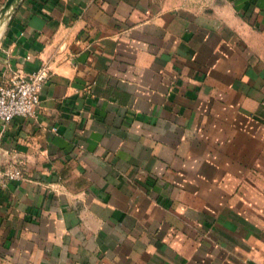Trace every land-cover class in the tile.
Here are the masks:
<instances>
[{
  "label": "crops",
  "instance_id": "1",
  "mask_svg": "<svg viewBox=\"0 0 264 264\" xmlns=\"http://www.w3.org/2000/svg\"><path fill=\"white\" fill-rule=\"evenodd\" d=\"M42 63L36 116L0 123V264H264L187 198L260 162L264 0H19L0 80Z\"/></svg>",
  "mask_w": 264,
  "mask_h": 264
},
{
  "label": "rangeland",
  "instance_id": "2",
  "mask_svg": "<svg viewBox=\"0 0 264 264\" xmlns=\"http://www.w3.org/2000/svg\"><path fill=\"white\" fill-rule=\"evenodd\" d=\"M260 139H263L260 135L255 136L256 142ZM258 156L260 162L252 165V179L247 181H236L238 184L235 188V195L228 196L226 194H220V196H217L213 194L215 189L209 188L206 189L209 194L204 197H196L194 195L187 197L189 203H198V205L203 208V212H201L202 223H238L237 225H239V227L236 228L238 236H240L241 239L246 237L250 241L248 246H251L253 252L259 250L260 239L264 238V142L262 147H260ZM214 182L217 184L219 183L218 180ZM182 183L186 185L188 189H194L196 184L210 187L211 181L204 180L202 182L201 180H195L191 177L187 178V180H182ZM221 183L224 186L228 185L231 187L233 185L232 181H220V185ZM223 191L224 190L221 189L220 192L223 193ZM182 198H184V196H182ZM222 207L225 208L226 211H222ZM188 214L192 215L191 212ZM243 226H245L247 230L251 229V240L249 239V234L247 235V233L244 232ZM206 229H210L208 233ZM204 230L205 236H211L216 232L214 229L212 230L211 226L204 227ZM229 232L231 234V231ZM229 232L228 229H226L225 233L229 234ZM257 232H260L261 235ZM247 248L249 247H245L244 244L240 242L236 244L235 249L243 253ZM252 261L254 263V259ZM257 261H259L258 256Z\"/></svg>",
  "mask_w": 264,
  "mask_h": 264
},
{
  "label": "built area",
  "instance_id": "3",
  "mask_svg": "<svg viewBox=\"0 0 264 264\" xmlns=\"http://www.w3.org/2000/svg\"><path fill=\"white\" fill-rule=\"evenodd\" d=\"M50 68L46 63L25 75H13L0 80V123L5 128L14 116L35 117L40 104L39 91L49 78ZM24 177L21 166L7 163L0 169V183L20 180Z\"/></svg>",
  "mask_w": 264,
  "mask_h": 264
},
{
  "label": "water",
  "instance_id": "4",
  "mask_svg": "<svg viewBox=\"0 0 264 264\" xmlns=\"http://www.w3.org/2000/svg\"><path fill=\"white\" fill-rule=\"evenodd\" d=\"M18 1L19 0H5L0 9V18H2L6 13H8Z\"/></svg>",
  "mask_w": 264,
  "mask_h": 264
}]
</instances>
